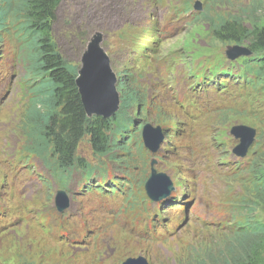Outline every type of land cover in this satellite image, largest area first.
Here are the masks:
<instances>
[{
    "label": "rangeland",
    "instance_id": "1",
    "mask_svg": "<svg viewBox=\"0 0 264 264\" xmlns=\"http://www.w3.org/2000/svg\"><path fill=\"white\" fill-rule=\"evenodd\" d=\"M148 1L61 0L54 21L53 39L69 61L81 65L89 42L94 37L102 35L101 45L109 54L112 69L117 77L120 79L121 72L134 71L140 82L147 87L148 96L159 102L155 90L146 83L150 79H157V73L142 70L130 64L134 63L135 59L126 49L138 39L136 32L139 27L126 38L119 35V31L129 23H137L140 26L145 19L152 17L153 12L159 16L164 15L163 7L147 4ZM244 1L249 2V0ZM236 2L239 5V0ZM216 3H219L218 0ZM227 3L229 5H226ZM172 6H182L181 0H175ZM226 7L238 10L233 0H225L221 13L229 12ZM254 9L247 11L245 16L264 25L261 13H254ZM237 10L233 9L235 12ZM212 24V19L189 23L183 34L172 38L163 47L162 51L165 58L169 60V67L173 68V73L187 70L186 66L197 67L201 61L211 63L212 60H217L218 56H222L228 62L246 57L242 55L234 59L226 55L225 51L230 43L220 41L213 35ZM147 52L148 56H139L149 67L151 61L155 60V56L152 49ZM180 57L186 59V64ZM178 64L179 66L176 67ZM121 81L124 80L121 79ZM29 83L25 59L24 67L22 64L20 67L16 63H10L5 69H0V154L15 148L24 150L29 148L25 142L24 127L25 103L30 91ZM16 90L17 94L14 97ZM238 94L241 100L236 106L226 113L213 111L211 115L199 120L196 124V132L192 137H184L177 149L166 148L168 141V133H166L165 140H162L158 151L159 154L149 151V160L155 157L156 164L151 161L146 168L139 163V166L133 168L132 174L140 180V183L135 181L136 184L127 185L126 192L122 195L130 198L127 204L120 194L115 198L116 206L105 210L100 215L102 226L107 232L96 239L98 251L90 257L91 260L84 258L74 246L53 242L57 239L51 236L48 228L43 226L45 223L42 220L36 224L26 219L22 222L16 217L12 225L19 226L1 227V231H7L0 234V264H101L106 259L115 260V256L122 257L125 264H130L138 255L145 256L149 264H193L194 258H199L198 254L203 252L207 251V255L212 257L213 246L219 251L218 248L225 239L232 238L234 234H229L228 231L232 229L236 221L242 219L243 213L240 216L238 213L246 210L239 208L241 203L237 201V195L251 192L253 184L260 181V177L256 175L259 173L252 170L238 177L229 174L234 168H232L233 165L225 162L235 160L236 164L242 161L243 168L251 165L256 170L264 163V93L245 89L239 90ZM210 97L220 99L219 95L215 94H211ZM163 108L173 117L175 124L183 120L180 114L164 106ZM151 120L149 121L152 122ZM143 123L141 122L140 125L142 126ZM239 123H245L257 129L254 145L243 158L232 152L239 139L233 137L230 129ZM140 140L143 147L145 142L141 131ZM173 140L177 142L178 138L174 137ZM160 141L157 137L156 142ZM255 148L257 150L252 153ZM134 151L137 152L135 146ZM78 152L96 167H112L110 160L96 154L86 139L81 142ZM256 158L258 160L254 165ZM136 159L138 160L139 156ZM48 161L54 163L51 158H48ZM102 162L106 164L101 165ZM4 172L7 182L11 185L14 182L15 189L11 190L14 196L11 206L14 208L28 200L30 204L27 207H38L40 216L44 215L46 219L54 213L59 214L55 196L65 194L69 201L70 196L64 189H60L59 180L51 184L48 191L45 189L38 180V165L32 159L25 160L10 154L6 158ZM153 172H165L169 175L175 186L171 195L182 185L184 191L180 192L179 199L173 208L171 207L173 198L163 204L156 203L159 210L155 202L152 203L146 196L147 189L144 185L150 173ZM116 175H120L118 171ZM28 178L37 181H31ZM45 182L46 187L49 188L50 180L45 179ZM18 187H22V191ZM2 190L0 187V192ZM0 197L3 198L1 193ZM249 199L248 207L253 209L257 207L258 202L252 198ZM70 201L72 202V198ZM185 202H188L186 215L182 206ZM147 210L150 211L145 212ZM258 214L259 212L256 216ZM131 216H136L134 222H139L140 226H146L148 220L153 219L157 231H166V235L152 234L151 239L147 241L138 239V236L135 238L131 233L138 235L141 228L137 224H131ZM86 220L92 221L93 218L87 217ZM112 221H116L119 227L111 226ZM52 222L56 223V217H53ZM237 226L238 224H235L234 228Z\"/></svg>",
    "mask_w": 264,
    "mask_h": 264
},
{
    "label": "trees",
    "instance_id": "2",
    "mask_svg": "<svg viewBox=\"0 0 264 264\" xmlns=\"http://www.w3.org/2000/svg\"><path fill=\"white\" fill-rule=\"evenodd\" d=\"M218 2L206 0V10L196 14L191 23L212 19L213 35L218 40L247 46L251 56L230 62L218 56L217 60L201 61L198 66L203 64L214 76L240 75L245 78L244 82L259 84V90L264 93V25L245 16L247 11L256 8L254 13H261L264 18V0H239V5L233 2L238 6V10L234 8L237 12L224 13L221 8L225 0ZM60 3L61 0H0V43H17L21 58L27 63L30 91L25 103L24 127L28 150L45 160L60 181V187L65 189L72 170H82L88 176L97 169L78 152L84 139L96 154L115 163H136L127 157L132 152L128 143L133 142L127 135L134 127L135 119L147 116V100L121 73L118 84L120 108L109 117L88 114L77 84L80 65L69 61L53 39ZM127 76L137 84L132 73ZM139 150L145 153L141 146ZM114 162H111L112 166ZM137 162L139 165L140 161ZM141 162L145 165L147 161L142 157ZM263 169L264 163L258 170L250 168L259 173L256 175L260 181L254 183L253 190L243 197V200L251 197L258 202L257 207L245 214L236 231L231 233L234 234L232 238L225 239L221 247H217L219 251L213 246L212 257L207 251L203 252L198 254L199 258H194L193 264H264ZM235 170V175L243 174V168L235 167Z\"/></svg>",
    "mask_w": 264,
    "mask_h": 264
},
{
    "label": "water",
    "instance_id": "3",
    "mask_svg": "<svg viewBox=\"0 0 264 264\" xmlns=\"http://www.w3.org/2000/svg\"><path fill=\"white\" fill-rule=\"evenodd\" d=\"M196 5L198 8L202 7L200 1H196ZM101 40L102 36L98 35L90 41L82 57V66L79 70L77 84L88 114L96 113L97 115L109 117L115 112L118 104L117 76L111 67L110 57L100 45ZM226 53L230 58L242 55V53H234L229 49L226 50ZM157 129L160 131L159 127ZM153 130L154 128L151 125H146L144 138L146 145L152 151H157L161 142H156L159 135L155 136ZM231 132L241 139L233 151L241 156L246 155L254 141L255 129L246 125H235L232 127ZM146 188L148 195L152 199L158 200L167 196L174 186L168 175L153 172L146 183ZM56 201L60 210L68 205V199L65 195H60ZM137 262H143V260H132L130 264Z\"/></svg>",
    "mask_w": 264,
    "mask_h": 264
},
{
    "label": "bare ground",
    "instance_id": "4",
    "mask_svg": "<svg viewBox=\"0 0 264 264\" xmlns=\"http://www.w3.org/2000/svg\"><path fill=\"white\" fill-rule=\"evenodd\" d=\"M227 49L231 50L234 53H242L243 54V53H250L251 52V50L247 46L239 45V44H233V43L228 44ZM12 70H13V68H12ZM165 137H166V135H164V137L161 139V142H162V140L163 141L165 140ZM110 162H114V161L110 160ZM105 164L106 163L102 162L101 165H105Z\"/></svg>",
    "mask_w": 264,
    "mask_h": 264
}]
</instances>
